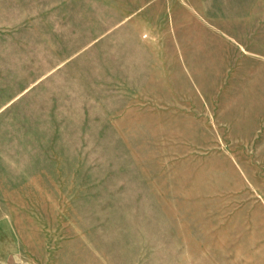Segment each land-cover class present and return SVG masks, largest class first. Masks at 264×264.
Segmentation results:
<instances>
[{
	"label": "rangeland",
	"instance_id": "rangeland-1",
	"mask_svg": "<svg viewBox=\"0 0 264 264\" xmlns=\"http://www.w3.org/2000/svg\"><path fill=\"white\" fill-rule=\"evenodd\" d=\"M0 263L264 264V0H0Z\"/></svg>",
	"mask_w": 264,
	"mask_h": 264
},
{
	"label": "crops",
	"instance_id": "crops-1",
	"mask_svg": "<svg viewBox=\"0 0 264 264\" xmlns=\"http://www.w3.org/2000/svg\"><path fill=\"white\" fill-rule=\"evenodd\" d=\"M0 264H2V263H0Z\"/></svg>",
	"mask_w": 264,
	"mask_h": 264
}]
</instances>
